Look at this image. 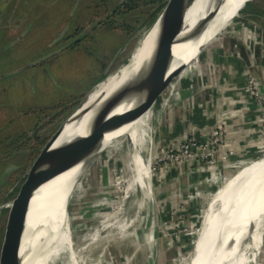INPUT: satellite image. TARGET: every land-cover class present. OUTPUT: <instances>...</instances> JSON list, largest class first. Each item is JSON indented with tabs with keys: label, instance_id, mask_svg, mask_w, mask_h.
Segmentation results:
<instances>
[{
	"label": "rangeland",
	"instance_id": "1",
	"mask_svg": "<svg viewBox=\"0 0 264 264\" xmlns=\"http://www.w3.org/2000/svg\"><path fill=\"white\" fill-rule=\"evenodd\" d=\"M44 1L45 3L39 4L37 13L28 15V19H33L34 27L18 48H15L9 54H2L0 39V67L16 66L33 55H45L39 58L44 59L35 66L25 68L28 66L26 65L24 66L25 69L22 68L16 72L15 76L18 78L0 79V138L29 132L36 125L41 127L50 120V116L38 115L39 113H33L34 111L37 112L61 102L65 103L68 100L73 101V104L65 106L61 114L58 113L59 115L54 119L53 124L58 123L66 115L65 112L68 107L73 106L75 102H79L103 77L107 65L114 57L116 59L109 73L119 67L147 30L145 25L138 24V21L140 23L144 22L145 15L142 13L133 15V19L138 21L130 23L137 30L129 37L123 36V32L120 31L97 27L98 21L95 15H101L103 10L96 13L95 9H90V7L92 8L91 0H86L88 9L83 8L84 10L79 17H81L82 25L86 26L82 35L87 33L88 40L83 41L78 48L67 50L68 46L75 40L73 37L76 32V15L69 16L70 14L66 13V9L61 2L59 6L55 5V8H53L50 0ZM108 1L110 7H114L123 0ZM1 2L2 0H0V8L5 10L6 16L15 13L16 10H13L12 3L10 4L8 0H5L4 4ZM63 2L66 4L68 1L63 0ZM263 2V0L254 1L257 5H263ZM20 9L23 10V7ZM56 19H59V23ZM235 19L237 18L235 17ZM231 23H228L217 37L223 34ZM255 25L260 29H264V21L262 20L255 23ZM58 29L60 34L56 36V30ZM57 39L60 40L53 44ZM197 53L198 51L193 56L183 59L181 63H188ZM195 61L196 58L192 60L189 67ZM31 64L33 63L29 65ZM149 123L150 142L147 143V147L150 150L148 152L142 151L141 158L146 161L147 158L151 157L150 198H143L138 188H134L129 194L125 193L127 181L131 176L127 168L130 162V143L128 138L121 139L116 145L118 150L115 151L112 147V141L106 133L96 140L94 155L98 157L91 167L90 177L84 187L83 196L73 202L72 199L70 201V194L66 196V205L69 204V222L72 227V233L69 228V233L72 234L70 243L73 251L81 257V263L79 264H187L186 254L183 252L184 239H182L186 233L185 221H181L178 210L170 212L168 221L163 220V215L159 213L160 209L163 210V207L161 206L162 201L158 198L157 193L159 191L156 190L158 184L155 182V177L159 173L160 165L158 167L155 161L156 157L160 156L162 147L157 148L152 119ZM52 126L46 128V131L49 132ZM263 155L264 152L254 161L259 160ZM12 160L20 163L24 162L25 158L16 155L12 157ZM7 164V160L0 163V170L5 168ZM249 164L247 163L241 167L236 173L240 171V175L246 168L250 167ZM81 166L82 164H79L67 172L65 178L69 180L68 185L70 179ZM239 175L235 176L213 199L208 209H206L202 226L205 219L212 214L218 204L226 203L227 200L224 201L223 199H226V194L232 182ZM6 180L4 184L8 182ZM22 181H15L9 193L16 189L15 196ZM10 200L0 208L5 209ZM150 205L153 207L152 218H149L147 214ZM239 205L240 201L236 208ZM190 210L186 217L189 216ZM160 215H162L161 218ZM214 219H216L215 214ZM2 220L3 215L0 216V229L3 226ZM7 221L8 218L5 225ZM149 231L155 233L153 238L152 234L150 237L148 235V238L146 236V239L150 238V245L148 246L147 240H144L143 237ZM254 258H256L255 255ZM190 262L193 264V258ZM201 262L210 264L209 258L206 257ZM256 264H264V245L257 255Z\"/></svg>",
	"mask_w": 264,
	"mask_h": 264
},
{
	"label": "crops",
	"instance_id": "2",
	"mask_svg": "<svg viewBox=\"0 0 264 264\" xmlns=\"http://www.w3.org/2000/svg\"><path fill=\"white\" fill-rule=\"evenodd\" d=\"M8 1L16 11L6 16L5 10L0 8L2 54L18 48L32 31L34 24L26 14L27 6H35L39 11V4L45 3L44 0ZM59 2L50 0L53 8L59 6ZM247 13L234 19L179 77L173 92H165L152 108L158 149L172 147L192 135L205 142L210 129L215 127L224 132V148L218 147L214 153L213 167L207 169L193 162L165 163L159 167L155 182L162 201L163 210L159 213L163 220L168 221L170 212L178 210L186 225V214L201 195L231 178L247 163L251 166L264 152L262 106L251 94L243 92L248 79L254 78L264 98V29L255 25L260 22L258 18ZM56 20L59 23V19ZM43 55H33L16 66L0 67V79L16 78V72L38 62ZM228 150L234 154L224 162L222 155Z\"/></svg>",
	"mask_w": 264,
	"mask_h": 264
},
{
	"label": "bare ground",
	"instance_id": "3",
	"mask_svg": "<svg viewBox=\"0 0 264 264\" xmlns=\"http://www.w3.org/2000/svg\"><path fill=\"white\" fill-rule=\"evenodd\" d=\"M220 1H196L193 7L187 12L177 40L187 37L207 15L216 10ZM222 1L223 5L219 8L215 18L200 38L173 46L174 61H172V68L175 67L177 62L181 63L183 59L193 56L198 51L200 45L209 42V40L212 41L213 36H216L217 33L226 28L231 17L236 16L235 11L238 5L234 4L235 0ZM156 31L157 27L146 35V40L143 45L141 44L142 47L140 45L139 49L136 50L129 64L116 75L109 78L106 83L100 85L85 105V107L91 108L102 93L109 94L117 86L121 85L115 100L107 108L103 116L98 128L96 140L106 133L107 137L112 141V147L115 150L117 143L122 138H128L130 143V162L127 168L131 176L128 175L130 178L127 181L125 193L129 194L134 188H138L143 198H150L151 196V157L143 161L141 152L144 150L148 152L150 150L147 147V143L150 142L149 122L151 120L152 110L151 108L148 109L137 120L120 128H118V122L123 113L132 109L136 103H138V106L142 103L140 98L135 99L133 93L124 86L123 82L130 77L134 80L144 79L142 76L145 71L143 66L152 57L151 38L156 34ZM196 57L197 55L188 62V65ZM92 116L93 109L83 117L78 116L70 121V123H67L54 143V147L66 143L74 137L85 136L88 133ZM97 157V155H93V160L95 161ZM83 169L84 166L82 165L70 179L69 185V180L65 178L69 170L42 185L34 193L30 201L29 209L27 206L28 198L25 194L24 198L8 216L7 225L10 231H12L17 227L22 216L26 215L28 209L26 229L36 230L34 243L30 241V238L29 240H25L27 232L24 233L23 242L25 241V245H22L20 254H23L25 251L26 253L27 251L29 253L32 251L30 259L25 264H30L42 251L46 253V260L50 258L49 264L81 263V257L72 249L69 227L67 223H64L63 218L67 208L66 196L70 194L69 191L74 180L83 172ZM260 173H264V155L259 160L254 161L249 168H246L234 179L226 194V199H223L224 201L227 200L226 203L218 204L212 214L208 215L205 219L199 231L200 233L198 232L195 249L196 254L193 257V264H199L204 257L209 258L210 264H256L257 255L264 245V194L256 191L248 180ZM259 183L264 186V179H260ZM237 190L244 191L251 200L259 201L260 203L258 206H251L250 202L243 200L239 196L240 194ZM239 201L240 205L236 208ZM40 214H42L41 218L33 222L32 219L36 215L38 217ZM147 214L149 218H152L153 207L151 205ZM214 214L216 219L213 220ZM31 224L32 226H30ZM151 234L153 238L154 233L151 231L147 232V235ZM146 242L149 246L150 238ZM253 254L256 258H254Z\"/></svg>",
	"mask_w": 264,
	"mask_h": 264
},
{
	"label": "water",
	"instance_id": "4",
	"mask_svg": "<svg viewBox=\"0 0 264 264\" xmlns=\"http://www.w3.org/2000/svg\"><path fill=\"white\" fill-rule=\"evenodd\" d=\"M196 1L197 0H165V4L155 21L146 30L144 35L140 38L129 55L121 62L119 67L109 73L111 66L116 59V57H114L107 65L105 72L103 73V77L85 94V96L77 103L72 112L64 119V121L59 125L56 131L50 136L48 141L40 150L37 157L32 162L24 180L18 188L16 195L12 200H10L7 207L5 208L2 220L3 226H1L2 228L0 229V264H25L30 259L32 251L31 253H29L28 251L26 253L25 251L23 254H20V251L22 245H25V241L23 242L24 233L27 232L25 240H29L30 238V241H32L33 243L35 242L34 239L36 230L26 229L27 213L30 201L34 196V193L42 185L63 174L64 172L74 168L75 166L82 164L84 166L83 172L74 180L69 191L71 195L70 201L71 199L72 202L77 201L83 196L85 192L84 187L88 183L91 167L94 162L93 155L98 128L107 108L113 103L117 94L119 93L121 85L117 86L116 89H114L109 94L102 93L91 108L85 107V105L87 104L90 96L98 89L100 85L106 83L109 78L116 75L129 64L133 55L136 53V50L139 49L140 45H143L144 41L146 40V35L152 29L157 27L156 34H154L151 38L152 57L149 62L143 66V68L145 69L144 74L142 75L144 79L134 80L130 77L123 82L124 86L133 93L135 99L140 98L142 100V103L140 106H138V103H136V105H134L132 109L123 113V115L119 119L118 128L137 120L148 109L151 108L152 110L156 101L167 91L168 87L175 80H178L179 77L183 75V73L188 69V67L190 66L188 65V63L183 64L180 62H177L175 67L172 68V61H174L172 51L173 46L176 44H184L200 38L206 31L208 25L215 18L219 8L223 5V1L221 0L216 10L207 15V17H205V19L201 21L187 37L177 40L178 33L186 18L187 12ZM252 1L254 0H235L234 4L238 5V8L235 11V17L237 18L239 14L244 10V8ZM235 17L232 16L229 20V23L232 22ZM219 33H217L216 36H213L214 38L212 39V41L209 40V42L200 45V47L198 48L196 59L199 57L202 51L210 43H212L214 39H216ZM58 40L60 39L54 41L53 44L58 42ZM43 59L44 58L40 59L38 62L42 61ZM38 62L28 65L25 68L35 66L36 64H38ZM92 109L93 116L88 127V133L83 137H74L70 141L54 147V143L64 130L65 125L67 123H70V121L74 120V118L78 116L83 117L88 112L92 111ZM125 138L127 137H124L122 139ZM117 150L118 147L116 146L115 151ZM237 174L238 173L205 193L198 201H196V203L191 208L190 214L187 217L186 221V233L183 238V252L186 254L187 264H191L190 261L196 254V239L198 231L202 227L203 217L206 213V209H208L213 199L220 193V191L224 187H226L231 182V180ZM260 179H264V173L253 176L248 181L251 182L250 185L256 191L264 194V186L259 183ZM237 191L240 194L239 196L243 198V200L250 202L251 206L255 207L260 203L259 201L251 200L244 191ZM25 194L28 198V209L26 215H23L17 227H15L14 230L10 231L8 225H5V221L12 213L15 206L24 198ZM41 216L42 214H40L38 217L36 215V217H34L32 221H38ZM69 219L68 204L65 210L63 221L64 223H67V225H69L71 231L72 227L70 226ZM32 224L30 226H32ZM49 259L50 258L46 260V253L42 251L30 264H49ZM199 264L203 263L199 262Z\"/></svg>",
	"mask_w": 264,
	"mask_h": 264
},
{
	"label": "trees",
	"instance_id": "5",
	"mask_svg": "<svg viewBox=\"0 0 264 264\" xmlns=\"http://www.w3.org/2000/svg\"><path fill=\"white\" fill-rule=\"evenodd\" d=\"M66 1L68 2L65 4L63 0H60L62 6H64V8L66 9V13L70 14L69 16H72L74 14L76 15V32L73 38L76 39L78 37V39L74 43L68 46L67 50H70L78 48L83 41L88 40L87 33L82 35L86 26L82 25V20L80 19L81 17H79L81 16L84 9H88V2H86V0ZM91 4L92 8L90 7V9H95L96 13L99 10H103V13L101 15H95L98 21L97 27H103L111 31H120L123 32V36L126 35L127 37H129L135 32V30H137L130 23L132 21H138L133 19V15L136 13H142L143 15H145L144 22L140 23V21H138V24L145 25L146 29H148L161 12L165 4V0H123L117 3L114 7H110L108 0H91ZM37 12L38 11H36L35 6H27V15H33ZM32 24H34V22H32ZM59 34L60 32L56 36H58ZM72 102L73 101L68 100L65 103L61 102L55 106L44 108L37 112L34 111L33 113H39L38 115H49L50 120L46 124H43L41 127H38V125H36L29 132L9 135L5 138H0V163L5 160H7L8 163L7 166H5L6 169L3 168L2 170H0V206L3 207V205L8 200H12L14 198L16 189H14L11 193H9V190L12 189L11 187L15 184V181L21 182L22 179L25 178L32 162L37 157L45 143L48 141L50 135L54 132L56 127H58L60 122L63 121V119L68 116L76 107L78 102H75L73 106L68 107V110L65 112L66 115L63 117V119H61L58 123L53 124L54 119H56V117L62 113V110L65 108V106L67 104H73ZM51 125L53 126L51 127L50 131L47 132L46 128L50 127ZM16 155L23 156L25 158V161L17 163L12 160V157ZM8 169L10 171L12 169L13 170L10 172ZM10 174L11 176H9ZM5 179H7L6 181H8L6 182V184H4ZM4 211L5 209L0 208V216L4 214Z\"/></svg>",
	"mask_w": 264,
	"mask_h": 264
},
{
	"label": "built area",
	"instance_id": "6",
	"mask_svg": "<svg viewBox=\"0 0 264 264\" xmlns=\"http://www.w3.org/2000/svg\"><path fill=\"white\" fill-rule=\"evenodd\" d=\"M176 82L172 83L166 92L172 93L175 88ZM243 92L251 94L257 103L262 106L264 113V98L261 96L258 83L254 78H249ZM208 139L205 142L199 141L194 135L184 138L180 143L170 147L165 146L161 149V154L156 157L155 164L161 166L165 163H196L204 165L205 168H211L214 166L215 161L213 155L218 147L224 148V132L220 127L210 129ZM232 151H227L222 155L223 161L233 155Z\"/></svg>",
	"mask_w": 264,
	"mask_h": 264
},
{
	"label": "flooded vegetation",
	"instance_id": "7",
	"mask_svg": "<svg viewBox=\"0 0 264 264\" xmlns=\"http://www.w3.org/2000/svg\"><path fill=\"white\" fill-rule=\"evenodd\" d=\"M256 1V0H254ZM254 1H252L251 3H249L245 8V12H248L247 15L252 17L255 16L256 18H258L260 21H264V2L263 5H257L256 3H254ZM264 1V0H263ZM243 10V11H244ZM242 11V12H243ZM76 41V39L74 40V42ZM73 42V43H74Z\"/></svg>",
	"mask_w": 264,
	"mask_h": 264
}]
</instances>
